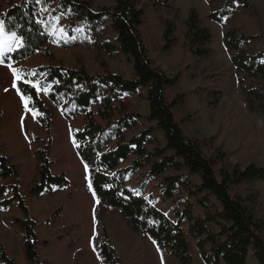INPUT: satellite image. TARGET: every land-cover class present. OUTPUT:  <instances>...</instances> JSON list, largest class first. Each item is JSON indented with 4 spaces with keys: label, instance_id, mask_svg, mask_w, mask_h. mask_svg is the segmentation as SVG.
<instances>
[{
    "label": "trees",
    "instance_id": "16d2710c",
    "mask_svg": "<svg viewBox=\"0 0 264 264\" xmlns=\"http://www.w3.org/2000/svg\"><path fill=\"white\" fill-rule=\"evenodd\" d=\"M239 7L258 16L256 7L245 0H225L221 9L211 12L210 18L222 23ZM144 15L139 0H115L113 6L98 9L84 0H24L18 4L11 3L3 12L1 20L4 30L17 35L22 42L19 48L0 55V64L19 62L39 51L49 60L47 65L16 70L19 77L16 79V89L25 98L31 97L29 108L44 116L47 133V139L42 140L43 147L36 149L40 178L33 182L30 194H54L68 184V179L65 174L53 175L51 172L53 161L48 151L52 145V111L36 88L26 81L47 88L50 102L61 108L66 119L84 115L83 127L72 137L76 153L87 168L94 196L101 206L120 212L135 232L150 236L162 254L172 256L181 264H194L189 241L182 228L183 222L187 221L190 224L189 232L197 241L206 264H247L249 257L264 264V221L256 217L255 212L247 206L246 199L233 197L230 193L233 186L264 181V166L222 167L218 176L216 167L223 162L224 155L206 156L203 145L183 133L174 116V109L183 102L185 95L179 94L172 101L165 96L166 89L176 85L181 75L169 76L154 66L140 30ZM176 19L179 20L178 9ZM107 20L111 21L116 33V45L98 40L105 33L104 23ZM186 26L187 48L191 54L196 58L209 57L213 52L210 47L213 35L203 25L196 8L189 10ZM176 29L175 21H166L164 53H169L177 45ZM261 39H264V32L247 36L236 28L227 30L223 35V45L231 52L237 83L249 110L264 115V84L258 81L252 86L247 82L248 78L264 79V46L255 54L247 50L251 42ZM53 40H57L65 49L93 45L105 49L111 57L123 54L133 66L135 78L126 79L110 72L104 61L102 64L106 72L98 75L90 74L84 67H66L48 48ZM143 88L148 91L147 101L150 105L147 121L156 125L127 138L125 131L136 127L142 116L129 113L124 97L139 94ZM213 96L210 106H217L222 94L216 92ZM116 102L120 106V117L117 119L114 114ZM94 105L100 106L97 115L102 122L96 118ZM158 129L164 134L166 146L149 151L147 144ZM34 140L41 141L38 137H34ZM131 157L132 162L123 166ZM148 166L150 170L147 175L138 182L137 188L133 187L131 178ZM169 169L187 170L189 175L199 177L200 184H194L188 174L168 175ZM19 175V168L3 154L0 144V180H18ZM159 176H163L162 194L167 199H173L176 207H184L182 211L175 209L177 222L142 194L151 179ZM181 190L196 198V204L204 210V216L198 214L194 204L179 195ZM8 191L12 195L1 201L0 207L6 208L16 203L23 215L11 221L22 232V247L28 264H48L40 258L39 246L42 243L36 232L38 223L20 191L19 183L0 185V197H4ZM59 212L54 215L57 216ZM96 217L99 239L94 248L101 256L102 264H120L121 259L111 244L104 224L102 209H98ZM0 264H20L8 255L1 242Z\"/></svg>",
    "mask_w": 264,
    "mask_h": 264
},
{
    "label": "rangeland",
    "instance_id": "374dc122",
    "mask_svg": "<svg viewBox=\"0 0 264 264\" xmlns=\"http://www.w3.org/2000/svg\"><path fill=\"white\" fill-rule=\"evenodd\" d=\"M22 1L24 0H0V22H2L3 12L10 7L11 3L18 4ZM84 1L90 2L95 9L115 4V0ZM139 1L145 11L140 30L149 55L154 61V66L161 68L169 76H174L177 73L181 75L176 85L166 89V99L172 101L179 94L185 95L183 102L174 109V116L180 123L183 133L187 137L197 139L203 145L206 156L212 157L221 153L224 155L223 162L216 167L218 176H220L222 167L245 168L250 164L264 166V115L249 110L237 83L231 52L223 45L224 33L232 28L238 29L241 34L247 36L258 35L252 33L255 31L253 30L255 27L260 29V33L264 32V7L245 0L256 7L258 16H254L250 10L239 7L238 10H233L222 23H217L211 20L210 14L212 11L221 9L225 0H214L213 2L208 0ZM191 8L197 9L203 25L208 27L213 35L210 46L213 52L209 57L196 58L187 48L186 21ZM177 9L179 20L176 19ZM38 17L40 20L43 19L40 12H38ZM251 18H254L255 24H250ZM166 21L176 22L178 38L177 45L169 53L163 52ZM104 29L105 33L98 38L99 42H110L116 45V33L111 27L110 20L104 23ZM21 42L20 37L6 32L4 28L3 32H0V49L3 51L5 48L7 50L17 48ZM263 46L264 39H261L251 42L247 50L255 54ZM48 48L53 51L57 60L63 61L66 67L74 69L84 67L90 74L98 75L106 72V68L102 64L104 61L110 72L130 79L127 76L130 74L132 65L123 54L111 57L105 49L96 48L93 45L65 49L60 46L57 40L50 42ZM48 63L49 60L39 51L27 59L9 64L10 67L0 64V144L3 146V154L20 171L18 180L16 178L7 179L8 181L4 185L19 183L20 191L26 197L27 204L38 223L36 232L42 243L39 248L45 250L48 255H45V258L40 257L41 260L48 264H60L55 260L54 253L61 252L65 258L63 264H102L101 256L94 248L95 242L99 239L96 231V213L98 209H102L104 224L111 244L121 259L120 264H181L172 256L162 254L150 236L135 232L120 212L100 205L90 188L87 168L78 160L72 137L74 132L83 127L84 115L66 119L61 108L50 102L48 91L46 93L41 91L39 94L53 115L52 145L48 151V156L53 161L51 172L52 169L56 171L66 168V170H62V173H66L68 184L54 194L43 193L37 196L30 194L33 182L40 178V176L36 179L33 178L30 164L36 165L35 169L39 175L36 149L43 147L42 140L47 139V133L44 116L29 107L25 108V103L16 89V70L21 67L36 68ZM258 81L264 84V79H247V82L252 86H255ZM216 92H221L222 96L217 106H210V102L214 100L213 94ZM124 100L129 113H137L142 116L136 127L125 131L127 138L138 135L144 129L156 125L147 121L150 112L143 93L126 95ZM99 108V105H94L93 110L96 118L102 122L97 115ZM34 112L38 115L34 116ZM114 114L116 119L120 117V106L117 102L114 103ZM31 118L38 120V124ZM16 120L20 121L25 128L27 127L28 138L32 146V149L28 151L18 152L14 140L16 134L14 136L9 134L14 131H11L10 128L12 124L6 129L2 128V123L5 121L6 124L13 123L14 128L18 129L19 122ZM31 124L32 126L34 124L33 129H31ZM34 137H38L41 141L35 142ZM165 146L164 134L158 129L155 131L152 141L147 144V148L149 151H153L155 148H164ZM132 160L133 157L123 166L129 165ZM74 163L79 166L78 175L81 176L79 180L77 174H73V177L69 167L70 164L75 165ZM149 170L148 166L135 174L131 178V185L137 188L138 182L147 175ZM166 174L188 173L187 170L169 169ZM188 176L194 184H200L199 177L189 174ZM162 179L163 176L151 179L142 194L172 221L177 222L175 209L178 208L182 211L184 207H176L173 199H167L162 194ZM230 193L233 197L241 196L246 199L247 206L255 212L258 219L264 221V181L258 180L233 186ZM11 195V191H8L0 199V202L10 198ZM179 195L185 197L188 203L194 204L198 214L204 216V210L198 207L195 197L189 196L188 192L184 190H181ZM41 203L45 206L40 207ZM3 209L0 207V211ZM58 210L60 212L55 216L54 214ZM22 217L23 215L19 218ZM12 218L14 217L6 219V221L8 224L16 226L20 231L17 234L21 235L20 228L12 223ZM189 226L187 221L182 224L189 241L193 262L194 264H206L197 247V241L189 232ZM45 241H51V243L44 244ZM256 263L257 261L250 257L247 264Z\"/></svg>",
    "mask_w": 264,
    "mask_h": 264
},
{
    "label": "crops",
    "instance_id": "0c3cea01",
    "mask_svg": "<svg viewBox=\"0 0 264 264\" xmlns=\"http://www.w3.org/2000/svg\"><path fill=\"white\" fill-rule=\"evenodd\" d=\"M249 2L252 4H256L262 8L264 7V0H249ZM236 10H238V9H236ZM254 21H255L254 18H251L250 24L251 25L255 24ZM263 27H264V20H263ZM253 30H255L252 32L253 34H259L260 33V29H257L256 27ZM19 45H17V48H19ZM17 48H14L12 50H7L5 48L3 53L4 54L10 53ZM1 67H4V66L1 65ZM127 78H130V79L135 78V71L132 68V66H131L130 74H129V76H127ZM139 93L140 94L143 93V96L147 100L148 91L146 88H143L142 90H140ZM127 95H132V94H127ZM165 96H166V94H165ZM147 104L149 106V112H150V105H149L148 101H147ZM33 119L34 118H31V120H33ZM34 120H36V119H34ZM13 121H15V120H13ZM16 121H18V120H16ZM36 121H37L36 124H38V120H36ZM18 122H19L18 123V129L14 128L13 123L10 122V124H8V123L6 124L5 121L2 123V128L6 129L12 124L10 128H11V131H13V130L14 131L9 133V134H12V136H14V134H16L14 140H15V145H16V148L18 149V152H22L24 150L28 151V150L32 149V146H31L30 139L28 138V134H27L28 130H26L27 127L25 128L20 123V121H18ZM33 126H34V124H33ZM33 126L31 127V129H33ZM12 136L10 135V137H12ZM0 141H1V138H0ZM165 142H166V140H165ZM78 160H80V159H78ZM79 162H80V164H82L81 161H79ZM35 166L36 165L34 163L30 164L31 175L33 176V178L36 179V178H38L39 175L35 169ZM69 167L72 170V175L73 174L78 175V167H79L78 164H75V165L70 164ZM73 167H74V170H73ZM62 170H66V168H61V169L56 170V171H53V169H52V174H54V175H59L60 173L66 174V173H62ZM83 173H84V171H83ZM73 177H74V175H73ZM80 177L81 176L78 175V180L80 179ZM8 179H10V178H8ZM4 180H0V185H4V183L8 181L7 179L5 181ZM81 180H83V179H81ZM2 198L3 197H1L0 199H2ZM43 206H45V204L41 203L40 207H43ZM21 215H22V213L20 212V210H18L17 206L14 204H11L8 206V208L6 207L0 211V242L6 247L8 255L11 258L17 259L20 264H28V261L26 259L25 254H24V251H23V248L21 246V242L23 240V235L22 234L18 235L17 232H20V231H18L16 226H12V225L8 224V222L6 221V219H10L11 217L19 218ZM7 217H9V218H7ZM39 255L41 258L42 257L45 258L46 251L40 250V248H39ZM46 256H48V255H46ZM249 259H250V257L248 258V262H249ZM256 264H259V263L257 262Z\"/></svg>",
    "mask_w": 264,
    "mask_h": 264
},
{
    "label": "snow or ice",
    "instance_id": "6c2138e0",
    "mask_svg": "<svg viewBox=\"0 0 264 264\" xmlns=\"http://www.w3.org/2000/svg\"><path fill=\"white\" fill-rule=\"evenodd\" d=\"M0 32H3V24H2V22H0ZM9 50H11V49L9 48ZM0 55H3V50H2V49H0ZM9 67H10V65H9ZM14 75H16L15 72H14ZM17 79H19L18 76H17ZM26 83H29L31 87L36 88V91H37L38 94H39L41 91H43V92H45V93L48 91L47 88H42L38 83H32V82H29V81H26ZM17 91L19 92L20 90L17 89ZM21 99L24 101V103H25V108L27 109V108L29 107V101L31 100V97L25 98V97L23 96V94L21 93ZM33 115L36 116V115H38V113H35V112H34Z\"/></svg>",
    "mask_w": 264,
    "mask_h": 264
},
{
    "label": "bare ground",
    "instance_id": "6f19581e",
    "mask_svg": "<svg viewBox=\"0 0 264 264\" xmlns=\"http://www.w3.org/2000/svg\"><path fill=\"white\" fill-rule=\"evenodd\" d=\"M31 127H32V124H31ZM61 153V152H60ZM80 161V160H79ZM75 164V163H74ZM73 170H74V167H73ZM75 172V171H74ZM85 188V187H84ZM54 257H55V260L57 261V263H60V264H63V261L65 260L64 258V254L61 253V252H55L54 253Z\"/></svg>",
    "mask_w": 264,
    "mask_h": 264
}]
</instances>
